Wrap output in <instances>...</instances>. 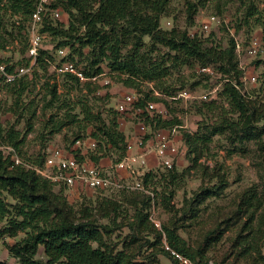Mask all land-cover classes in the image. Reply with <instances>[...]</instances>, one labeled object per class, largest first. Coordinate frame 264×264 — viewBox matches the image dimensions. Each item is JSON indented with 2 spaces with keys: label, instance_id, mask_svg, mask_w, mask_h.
<instances>
[{
  "label": "rangeland",
  "instance_id": "rangeland-1",
  "mask_svg": "<svg viewBox=\"0 0 264 264\" xmlns=\"http://www.w3.org/2000/svg\"><path fill=\"white\" fill-rule=\"evenodd\" d=\"M190 4L196 5L193 12L189 10ZM211 16L215 20L210 30H202L201 23ZM28 19L29 17L24 19L14 14L7 7V0H0V61L11 64L12 68L28 62ZM50 23L57 25L54 21ZM262 24L264 0H169L159 20L160 29L187 31L190 37L201 41L204 47L219 52L224 61L208 64H202L195 59L183 61L180 54L181 61H166L168 73L165 77L154 81L134 79L130 87L123 83L127 75L110 71L106 60L100 63L102 73L97 75L95 81L77 82L64 74L55 73L51 64L64 60H70L84 69L85 57L90 50L85 48L81 52H74L70 46H66V54L62 56L58 53L62 48L58 42L65 38H54L41 29L45 39L42 41L31 78H23L21 83L0 87L1 137L13 127L23 142L16 149L19 159L30 166H41L48 149L66 147L78 137L86 138L91 137L92 133H99L97 118L107 124L117 116L120 130L125 135H133L135 129L137 132L138 123L134 117L116 112V105L125 94L135 92L145 100L158 103L168 112V117L145 115L149 126L154 127L156 120L167 121L173 118L180 124L173 137L180 151L173 167L176 173L174 180L168 176V169L156 166L145 173H151L153 178L144 182L145 175L138 177L144 190L113 193L91 190L72 196L69 195L68 188L62 184H54V191L62 189V194L75 210L86 206L89 210L95 209L94 214L98 213L97 208L102 201H117L121 206L118 211L119 218L116 224L111 223L112 232L107 240L116 245L118 251L130 256L131 263L174 264L169 256L161 252L162 241L156 242L152 233L153 228L158 231L149 219V215L154 213L163 231L165 225L175 224L178 235L188 246L205 250L203 261L219 263L225 259L223 264H251L253 261L239 255L242 245L237 237L246 230L245 227L250 226V219L257 226L264 218ZM83 32L84 28L78 30L79 34ZM143 41L149 44V37H143ZM231 41L234 48L229 55L227 51ZM124 52L125 49L122 50ZM168 54L173 55L174 52L158 45L149 57L159 60L161 56L166 58ZM234 77H237L239 84ZM252 77L255 79L252 80ZM104 81L108 83L105 84ZM226 83L233 84L241 93L249 111L253 110L252 130L256 134L251 139H239L241 134L238 126L242 119L229 106L228 99L221 94ZM184 92L185 96L180 97L179 94ZM223 121L236 123L234 130L224 128L212 136L209 142L198 143L195 148L198 158L193 161L194 155L188 154L189 147L182 139L183 135L197 131L206 132V127L209 130V127L221 125ZM56 122H63L64 126L57 132L49 133ZM0 146L8 145L0 138ZM102 155L97 149L89 154V158L94 160L108 157ZM36 158L39 159V164H33ZM110 158L109 163L114 162L117 156L113 153ZM222 181L224 185H221ZM206 189L216 190L200 204L191 202L196 193ZM125 196L133 198L135 205L123 202ZM2 198L7 203L9 213L0 220V261L18 264L9 255L7 247L22 240L25 232H18L16 236L3 233L11 220L21 218L15 215L13 207L16 201L6 193H2ZM143 199L147 200L145 206ZM190 203L195 209L193 215L188 212ZM136 208L147 216L149 225L146 230L136 232L124 224H119L132 221ZM100 222L108 221L101 219ZM209 232L212 234L207 240ZM134 234L137 239L131 237ZM260 246L264 254V244L261 242ZM35 258L46 261L41 248Z\"/></svg>",
  "mask_w": 264,
  "mask_h": 264
},
{
  "label": "trees",
  "instance_id": "trees-1",
  "mask_svg": "<svg viewBox=\"0 0 264 264\" xmlns=\"http://www.w3.org/2000/svg\"><path fill=\"white\" fill-rule=\"evenodd\" d=\"M168 1L53 0L49 8L60 9L63 19L60 21L44 18L42 31L54 38H65L64 41L58 42V45L65 50L66 46H70L74 52L76 50L81 52L85 48L90 50L85 57L86 66L81 69L86 78L101 74L100 63L106 60L110 71L127 75L123 83L129 87L134 79L154 81L165 77L168 73L166 61L179 62L181 61L180 54L183 56V61L195 59L202 64L223 62L224 58L219 52L204 47L201 41L190 37L187 31L160 29L159 20L165 12ZM34 3L35 0H7V7L14 14L26 19L32 13ZM195 7L196 5L190 4L189 10L193 12ZM189 17L192 20V13ZM51 21L57 25H52ZM262 26L264 30V24ZM81 28H84V32L79 34L78 30ZM146 36L149 37V44H145L143 41V37ZM230 44L227 51L229 55L233 53L234 48L232 41ZM158 45L167 48L174 54H168L166 58L161 56L159 60L152 59L149 56L155 52ZM123 49H125L124 53H122ZM64 75L78 82L76 77L70 74ZM234 78L239 84L237 77ZM21 81L22 79L17 82L21 83ZM221 94L228 99L229 106L242 119L238 126L239 134H241L239 139L253 138L256 134L252 130L253 110L249 111L241 93L233 84L226 83ZM145 101L148 100L141 98L137 105H143ZM73 120L71 119V121ZM96 121H98L97 130L99 133H92L91 137L97 142L98 150L103 154L102 156L109 158L114 153L117 156L114 162L120 160L125 153L126 138L120 130L119 118L116 116L107 124L100 118H97ZM151 123L153 124V121ZM235 124L223 121L221 125L209 127V130L206 127L207 133L198 131L192 134L185 133L182 139L189 147L188 154L195 156L192 157V160L196 161L198 158L195 149L198 143L209 142L212 136L224 128L234 130ZM174 125H180L179 121L174 118L167 121L156 120L154 127L150 126V130H170L169 127ZM63 126V122H56L52 125L53 129L49 133L57 132ZM0 138L3 143L15 150H18L23 143L18 131H15L13 127H10L3 137H1L0 131ZM98 159L93 161L97 163ZM33 164H39V159L36 158ZM173 167L168 169V176L172 180L176 178ZM149 178H153L151 173L145 175L144 182ZM224 184L222 181L221 185ZM215 190H201L195 194L191 202L196 201L200 204ZM62 192V189L55 192L54 184L39 176L34 170L15 165L10 157L4 155L0 150V220L9 213L2 193H6L16 201L13 207L15 215L21 218L20 220H11L9 227H6L3 233L16 236L18 232H25V237L22 240L7 247L9 255L16 259L18 264H136L131 263L130 256H127L123 251H118L117 246L107 240L108 235L112 232L111 223L116 224L119 218L118 211L121 206L117 201H102L97 208L98 213L94 214L96 210H89L86 206L75 210ZM122 201L135 205L133 198L125 196ZM142 201L144 206L147 205V200L143 199ZM188 212L190 215L195 212L191 203ZM101 219H106L108 222L101 223ZM119 224H124L136 232L141 229L146 230L149 225L146 214L137 208L132 221ZM248 224L250 226L245 227L246 230H243L237 237L239 244L242 245L239 255L248 261H253L251 264H264V254L260 246L261 242L264 244V227H262L264 218L263 222L261 219L257 226L253 219H250ZM152 233L156 242L162 241L159 231L153 228ZM164 233L166 242L174 250L196 264L209 263V261H203L205 250L188 246L185 240L178 235L175 224L165 225ZM211 234L210 232L207 234V240ZM131 237L137 239L136 234ZM147 240L145 242L148 244ZM40 248L46 257L45 262L35 258ZM162 251L172 259L163 248ZM224 261L225 259L219 263L212 262L213 264H223ZM173 263L176 264L174 260ZM0 264L7 263L0 261Z\"/></svg>",
  "mask_w": 264,
  "mask_h": 264
},
{
  "label": "built area",
  "instance_id": "built-area-1",
  "mask_svg": "<svg viewBox=\"0 0 264 264\" xmlns=\"http://www.w3.org/2000/svg\"><path fill=\"white\" fill-rule=\"evenodd\" d=\"M53 0H35L34 8L29 16L27 24V48L25 65L11 67V64L0 61V87L12 85L20 79H30L34 67L36 66L39 50L45 34L41 32L44 18L52 20L63 19L60 9L49 8ZM214 16L209 17L201 23L202 30H210ZM256 44V41L253 42ZM58 53L65 55L66 50L61 48ZM57 74H70L78 81H95L98 76L86 78L81 68L72 61L64 60L51 64ZM255 78L252 77V80ZM107 84V81H104ZM157 94V93H155ZM158 95V94H157ZM185 96V92L179 94ZM141 99L139 94L130 92L125 94L116 105L118 114L132 116L137 121V132L129 135L125 141L124 156L108 165L101 164L100 160L95 163L89 158V154L98 149L97 142L90 136L86 138H76L66 147H54L48 149L43 163L38 165H27L19 159L16 150L11 146H0V150L6 151L15 165L26 169L34 170L39 176L49 180L53 184H62L65 188L75 189L77 194L82 191L98 190L103 192H120L128 190H144L143 184L138 177L144 176L152 167L160 166L165 169H172L174 163L180 155L179 147L174 143L173 137L179 126H174L170 130L151 131L144 116H154L157 114L162 118L168 117V112L154 101H145L143 105H137ZM2 100L0 89V102ZM154 155V164L149 165L147 155ZM131 180V181H130ZM149 219L154 227L162 233V248L170 254L176 264H196L189 258L174 250L166 242L165 233L161 228V223L154 217V213L149 215ZM208 264H213L209 261Z\"/></svg>",
  "mask_w": 264,
  "mask_h": 264
},
{
  "label": "crops",
  "instance_id": "crops-1",
  "mask_svg": "<svg viewBox=\"0 0 264 264\" xmlns=\"http://www.w3.org/2000/svg\"><path fill=\"white\" fill-rule=\"evenodd\" d=\"M136 132V129L134 131V133ZM125 135V134H124ZM128 137V134L125 135V138ZM98 160H100L101 164L103 165H108L109 164V158L108 157H100ZM147 160H148V163L149 165H153L154 164V155L153 154H148L147 155ZM69 195H76L77 192L76 190L73 188V189H69Z\"/></svg>",
  "mask_w": 264,
  "mask_h": 264
}]
</instances>
